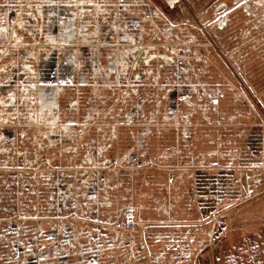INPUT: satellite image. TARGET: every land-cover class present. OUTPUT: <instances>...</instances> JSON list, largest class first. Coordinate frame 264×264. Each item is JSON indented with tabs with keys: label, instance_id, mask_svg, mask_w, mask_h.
<instances>
[{
	"label": "rangeland",
	"instance_id": "rangeland-1",
	"mask_svg": "<svg viewBox=\"0 0 264 264\" xmlns=\"http://www.w3.org/2000/svg\"><path fill=\"white\" fill-rule=\"evenodd\" d=\"M20 1L0 5V264H264V0Z\"/></svg>",
	"mask_w": 264,
	"mask_h": 264
},
{
	"label": "crops",
	"instance_id": "crops-1",
	"mask_svg": "<svg viewBox=\"0 0 264 264\" xmlns=\"http://www.w3.org/2000/svg\"><path fill=\"white\" fill-rule=\"evenodd\" d=\"M248 175L247 184L251 195H249L248 219H253L255 224L264 223V155H259L254 164L246 172ZM245 194H241V197ZM240 197V198H241ZM238 199V203L242 200ZM241 205V204H240ZM239 206V204L237 205Z\"/></svg>",
	"mask_w": 264,
	"mask_h": 264
},
{
	"label": "built area",
	"instance_id": "built-area-1",
	"mask_svg": "<svg viewBox=\"0 0 264 264\" xmlns=\"http://www.w3.org/2000/svg\"><path fill=\"white\" fill-rule=\"evenodd\" d=\"M6 0H0V5L3 4V2ZM11 6H16L19 2H21L20 0H8ZM143 1V0H142ZM168 5L170 7H175L173 5L177 4L179 2V0H166ZM172 2V3H171ZM40 5L45 4V0H39ZM136 4H138V0L135 1ZM124 11H128L127 6L125 7ZM10 14V11H8ZM262 139L264 140V137H262ZM234 152H238V149H235ZM254 157H257V155L255 154ZM123 225H124V229L126 231H134L136 230L139 221H138V216L135 212V210L132 207H126L123 210Z\"/></svg>",
	"mask_w": 264,
	"mask_h": 264
},
{
	"label": "flooded vegetation",
	"instance_id": "flooded-vegetation-1",
	"mask_svg": "<svg viewBox=\"0 0 264 264\" xmlns=\"http://www.w3.org/2000/svg\"><path fill=\"white\" fill-rule=\"evenodd\" d=\"M214 98H212V101L211 102H213V103H217L218 102V99L216 100H213Z\"/></svg>",
	"mask_w": 264,
	"mask_h": 264
},
{
	"label": "bare ground",
	"instance_id": "bare-ground-1",
	"mask_svg": "<svg viewBox=\"0 0 264 264\" xmlns=\"http://www.w3.org/2000/svg\"><path fill=\"white\" fill-rule=\"evenodd\" d=\"M172 3V2H171ZM173 6H175V5H173Z\"/></svg>",
	"mask_w": 264,
	"mask_h": 264
}]
</instances>
